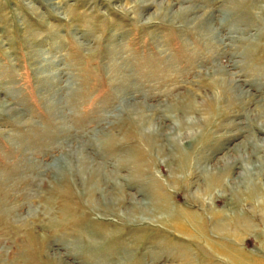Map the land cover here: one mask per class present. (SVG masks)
Masks as SVG:
<instances>
[{
    "label": "rangeland",
    "instance_id": "374dc122",
    "mask_svg": "<svg viewBox=\"0 0 264 264\" xmlns=\"http://www.w3.org/2000/svg\"><path fill=\"white\" fill-rule=\"evenodd\" d=\"M0 105V264H264V0H0Z\"/></svg>",
    "mask_w": 264,
    "mask_h": 264
},
{
    "label": "bare ground",
    "instance_id": "6f19581e",
    "mask_svg": "<svg viewBox=\"0 0 264 264\" xmlns=\"http://www.w3.org/2000/svg\"><path fill=\"white\" fill-rule=\"evenodd\" d=\"M221 82V81H220ZM216 87H217V91H218V94L219 95H221V88H220V85L219 84H217V82H216ZM1 107H2V105H0ZM215 106V105H214ZM214 106H212L211 107V113H213L214 112V110H215V107ZM188 221V220H187ZM224 251H226V250H224ZM231 256H232V254H230ZM233 258H234V256H233ZM232 258V259H233ZM236 259V258H235ZM234 261V260H233Z\"/></svg>",
    "mask_w": 264,
    "mask_h": 264
}]
</instances>
